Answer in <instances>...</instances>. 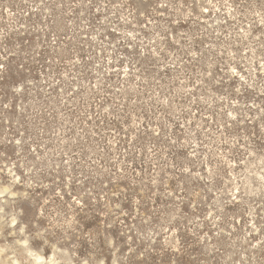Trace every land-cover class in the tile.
<instances>
[{"label":"rangeland","instance_id":"1","mask_svg":"<svg viewBox=\"0 0 264 264\" xmlns=\"http://www.w3.org/2000/svg\"><path fill=\"white\" fill-rule=\"evenodd\" d=\"M0 264H264V0H0Z\"/></svg>","mask_w":264,"mask_h":264}]
</instances>
